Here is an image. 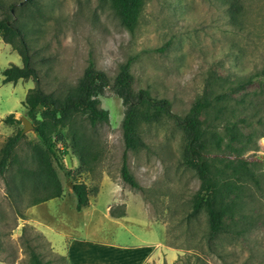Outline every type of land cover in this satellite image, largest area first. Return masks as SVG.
Masks as SVG:
<instances>
[{
	"label": "rangeland",
	"instance_id": "1",
	"mask_svg": "<svg viewBox=\"0 0 264 264\" xmlns=\"http://www.w3.org/2000/svg\"><path fill=\"white\" fill-rule=\"evenodd\" d=\"M2 2L5 7L0 9V20L8 18L31 30V53L46 93L64 95L74 89L90 60L112 81L121 65L131 60L133 89L146 88L155 97L169 99L173 111L184 116L208 93L227 91L256 74L258 78L245 90L231 95V111L226 112L219 127L224 138L221 148L209 144V162L221 160L236 168L240 160L248 162V171H243L237 182L239 189L226 198L229 203L237 196L242 213L225 216V230L213 242L207 239L205 213L187 219L200 181L182 163L184 134L172 119L164 117L158 123L143 124L140 131L148 148L128 152L129 168L143 191L123 181L125 107L109 88L100 97L101 108L110 114L109 122L92 129L78 117L75 124L100 154L93 172L81 167L70 128H60L53 135L58 159L52 162L66 197L48 201L33 212L50 220V228L43 229L54 243L24 222L27 217L21 218L18 201L9 195L7 181L16 175L20 162L5 175L0 174V260L28 264L31 247L44 264H67L66 257L57 252L66 251V241L101 238L130 244V233L140 231L139 225L129 224L128 232L100 215L81 216L74 209V197L67 195L72 193L73 184L80 182L88 186L90 199H95L106 180L96 199L97 209L105 212L113 200L112 184L123 196L142 198L157 222L152 225L154 239H163V246L171 250L165 249L170 253L168 260L174 259V264H264V0H242L237 23L231 20L227 0H145L133 30L121 24L110 0ZM12 65L21 66V57L0 37V73ZM3 80L0 74V157L8 137L24 129L23 123L5 122L8 115L14 114L19 120L26 117L33 125L15 151L25 162L21 164H32L34 151L45 150L35 130L39 123L29 119L24 105L36 83L30 79L5 84ZM212 119L213 112L202 114L204 129L211 130ZM37 120H41L40 110ZM233 122L240 130L235 138L225 129ZM58 135L66 144L57 142ZM20 210L24 214L28 211Z\"/></svg>",
	"mask_w": 264,
	"mask_h": 264
},
{
	"label": "trees",
	"instance_id": "2",
	"mask_svg": "<svg viewBox=\"0 0 264 264\" xmlns=\"http://www.w3.org/2000/svg\"><path fill=\"white\" fill-rule=\"evenodd\" d=\"M227 1L231 20L237 23L242 12V0ZM110 3L121 24L129 30L135 29L144 9L145 0H110ZM4 7L0 0V9H4ZM14 7L15 4H12L10 9L13 10ZM29 32L31 30L17 26L11 19L0 20V37L18 52L22 60L21 66L12 65L0 74L4 77L5 84H16L20 80L32 79L35 81L36 86L29 90L24 105L29 119L39 123L35 130L41 143L45 146V150L34 151L32 164H21L25 162H21L15 154L19 142L24 137L23 130H20L8 137L1 149L0 174L5 175L11 170L14 163L20 162L16 175L11 176L7 181V189L9 195L18 201L21 218H25V214L20 208L27 210L65 195L64 186L52 162L53 159H58L53 135L60 128L71 129L74 136V151L78 155L81 167L87 172L94 171L100 154L89 136L75 127L76 119L80 117L86 120L92 129L107 124L110 114L101 108L100 97L105 94L107 89L112 88L125 107L122 121L125 146L121 166L123 181L131 188L143 191L142 186L129 168L128 152H137L148 148L140 131L143 124L158 123L164 117L172 119L184 134L182 163L193 170L200 181L199 189L191 199V211L188 213L187 219L193 220L205 213L208 222V242H213L218 238L225 230L224 217L227 215L238 216L242 213V208L237 207V196L229 203L226 202V198L239 189L237 182L242 177L243 171H248V162L240 160V167L237 168L221 160L213 159L212 162H209L208 148L209 144L215 145L218 149L221 148L224 138L219 132V127L226 112L231 111L230 97L235 92L245 90L252 85L258 78V74L238 81L234 88L231 87L227 91L210 92L207 96L199 98L184 116L173 111L169 99L155 97L146 88H141L138 91L133 89L131 60L121 65L120 71L113 81L104 71L97 70L90 60L74 89L64 95L54 92L46 93L41 87L38 69L33 61ZM165 47L161 48V51H164ZM38 110H40L41 120H37ZM205 112H213L211 130L203 128L201 116ZM5 122L12 125L22 123L21 120L15 118L14 114L8 115ZM225 129L228 133L233 134L234 138L240 134L239 124L236 122L227 124ZM61 137V135L56 137L57 142L62 141L66 144ZM67 154L68 152H64V155ZM72 191L77 198L78 211L89 205L90 190L85 183H74ZM28 264H44L40 255L31 247Z\"/></svg>",
	"mask_w": 264,
	"mask_h": 264
},
{
	"label": "crops",
	"instance_id": "3",
	"mask_svg": "<svg viewBox=\"0 0 264 264\" xmlns=\"http://www.w3.org/2000/svg\"><path fill=\"white\" fill-rule=\"evenodd\" d=\"M108 181V180H107ZM106 180L98 192L102 191ZM113 200L107 205L106 210H98L96 199H90L89 205L81 211L77 210V198L75 194H67L74 197V209L81 216L100 215L114 225L126 229L128 225H139L141 230L131 232V243H111L110 240L98 238L97 240H73L67 243L66 251H57L66 257L67 264H174L175 261L168 260L170 253L165 250L170 248L162 244L163 239L155 241L153 224L157 222L153 219V212L142 198H131L123 196L120 191L113 185ZM66 197V193L61 198ZM54 200V199H52ZM51 201V200H49ZM47 202L41 203L28 209L25 213L27 217L24 220L40 231L51 243L55 241L50 238V235L43 228H50V220H43L39 213L33 212L38 206L45 205ZM49 209V208H48ZM54 232H57L54 230ZM64 235L65 233H59ZM66 238H69L65 235ZM50 238V239H49ZM156 242V243H155ZM165 247V248H164ZM171 251V250H170ZM0 264H8L0 260Z\"/></svg>",
	"mask_w": 264,
	"mask_h": 264
},
{
	"label": "water",
	"instance_id": "4",
	"mask_svg": "<svg viewBox=\"0 0 264 264\" xmlns=\"http://www.w3.org/2000/svg\"><path fill=\"white\" fill-rule=\"evenodd\" d=\"M21 121L24 125V129L22 131L23 134H25L26 132H28L29 130H32L33 129V125L31 123L30 120H28L26 117H22L21 118ZM71 184V183H70Z\"/></svg>",
	"mask_w": 264,
	"mask_h": 264
}]
</instances>
